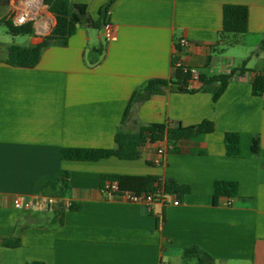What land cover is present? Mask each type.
Listing matches in <instances>:
<instances>
[{"label":"crops","instance_id":"crops-1","mask_svg":"<svg viewBox=\"0 0 264 264\" xmlns=\"http://www.w3.org/2000/svg\"><path fill=\"white\" fill-rule=\"evenodd\" d=\"M16 0H0V56L12 44L37 46L56 26L50 13L31 36H13L7 19ZM112 0H71L94 21ZM227 4L249 9L248 32L219 44ZM110 23L114 40H107ZM189 45L182 48L181 39ZM264 0H114L100 29L79 27L64 45L53 40L34 68L0 62V264H197L183 259L199 248L214 264H264V95L252 83L264 72ZM180 59L198 74L189 90L168 89L146 102L134 93L153 79L172 80ZM246 62L217 102L199 80L230 73ZM212 121L215 130L177 143L147 144L138 160L62 158L64 148L115 149L116 133L154 123L170 128ZM241 137L240 155L229 157L225 135ZM260 138L258 155L252 141ZM166 151L162 164L157 149ZM68 172L69 190L49 209H16L37 201L45 182ZM157 176L190 188L182 204L132 203L104 194L103 177ZM216 181L238 183V195L214 204ZM63 203V223L54 206Z\"/></svg>","mask_w":264,"mask_h":264},{"label":"trees","instance_id":"trees-1","mask_svg":"<svg viewBox=\"0 0 264 264\" xmlns=\"http://www.w3.org/2000/svg\"><path fill=\"white\" fill-rule=\"evenodd\" d=\"M114 0L109 2L101 11L102 20L94 21L86 6L77 5L71 0H44L48 6L49 12L56 19V26L43 43L37 46H20L12 44L7 47L6 58L0 56V62L23 67L34 68L41 59L43 51L53 40H61L64 45L69 38L76 34L79 27L100 29L102 21L108 16L109 10ZM249 9L245 5L227 4L223 10V28L220 33L219 44L232 47L235 43L230 42V37L245 35L248 32ZM10 34L13 36H31L35 34V25L28 23L21 27L14 26L10 21L6 22ZM259 51L264 53V38L260 42ZM177 58L173 62L174 75L172 80L153 79L148 81L141 89L134 93L132 100L134 102H146L153 96L163 95L168 89L175 92L185 93L194 92L189 90V81L192 79L190 73H184L181 69L175 67ZM247 71L246 62L239 68L233 69L228 74L208 77L200 75L202 89L207 86L217 85L213 89V100L218 99L226 91L230 80L236 74H243ZM252 93L260 97L264 95V72L258 73L252 83ZM215 125L212 121H204L198 125L179 126L170 128L165 124L154 123L140 127L135 132L119 130L115 136L117 147L115 149H86V148H64L62 158L71 161H99L102 159L117 157L121 160H138L141 158L140 148L147 144H156L163 142L177 143L181 140H188L203 134L213 133ZM241 137L238 133H227L225 135L226 152L229 157L240 155ZM261 149L260 138L255 137L252 141L251 150L254 155H258ZM69 173L64 172L62 178L55 182H45L41 189V196L53 199H64L69 190ZM103 181L117 182L121 194L133 193L137 196L143 194L157 195L163 192L166 196L177 194L181 198L190 192V188L180 185L172 179H162L157 176H109L103 177ZM238 183L233 181H216L214 184V204H217L220 198H234L238 195ZM77 210L79 207L70 205L66 207L63 203L54 206L57 221L53 223H63V217L66 210ZM0 246L7 248H16L20 246L18 239H6L0 241ZM183 259L196 260L197 264H214L215 260L208 253L199 248H188L183 252Z\"/></svg>","mask_w":264,"mask_h":264},{"label":"built area","instance_id":"built-area-1","mask_svg":"<svg viewBox=\"0 0 264 264\" xmlns=\"http://www.w3.org/2000/svg\"><path fill=\"white\" fill-rule=\"evenodd\" d=\"M47 12H49V8L44 4V0H16L10 11L7 21H10L16 27H21L28 23L37 25V23L43 19ZM104 34L106 39L109 41L115 39V33L110 23H106L104 25ZM179 45L182 48H185L189 45V41L183 38L179 41ZM175 67L181 69L186 74L190 73L196 79L198 78V74L186 67L180 59L177 60ZM157 155L160 158L156 160V163L162 164L166 155L165 149L161 147L158 148ZM103 190L104 194L108 197L114 193H120L118 183L113 181H106ZM122 195L127 197V199L132 203H140L145 205H150L155 202H162L164 204L168 202L173 206H179L182 204V201L177 194L166 196L163 192H160L157 195L143 194L141 196H137L133 193H124ZM55 203L56 199L41 197L37 201L29 200L27 202H22L20 200H16L15 207L16 209H23L27 211H43L49 209Z\"/></svg>","mask_w":264,"mask_h":264},{"label":"rangeland","instance_id":"rangeland-1","mask_svg":"<svg viewBox=\"0 0 264 264\" xmlns=\"http://www.w3.org/2000/svg\"><path fill=\"white\" fill-rule=\"evenodd\" d=\"M7 32V29L5 27H0V34H5Z\"/></svg>","mask_w":264,"mask_h":264}]
</instances>
